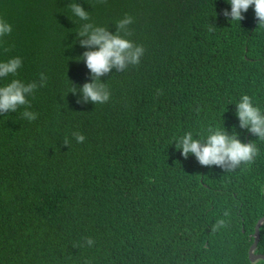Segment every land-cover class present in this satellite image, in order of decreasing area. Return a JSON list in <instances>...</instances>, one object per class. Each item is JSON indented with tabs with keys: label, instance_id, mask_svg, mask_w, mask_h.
<instances>
[{
	"label": "trees",
	"instance_id": "obj_1",
	"mask_svg": "<svg viewBox=\"0 0 264 264\" xmlns=\"http://www.w3.org/2000/svg\"><path fill=\"white\" fill-rule=\"evenodd\" d=\"M225 10L227 0H0L13 29L0 62L22 60L0 87L45 84L30 107L0 114V264H264L249 258L264 216V141L236 115L243 95L264 113V26L254 7L241 22ZM125 16L133 23L121 31ZM84 23L145 49L138 65L100 77L104 104L79 91L94 82ZM210 127L259 155L235 171L185 159L179 138L204 140ZM254 252L264 254V224Z\"/></svg>",
	"mask_w": 264,
	"mask_h": 264
},
{
	"label": "clouds",
	"instance_id": "obj_2",
	"mask_svg": "<svg viewBox=\"0 0 264 264\" xmlns=\"http://www.w3.org/2000/svg\"><path fill=\"white\" fill-rule=\"evenodd\" d=\"M100 2L104 3L105 0H100ZM227 2L231 6V11L225 10L223 12L226 19L231 22H241L245 19L243 14L247 13L249 8L254 7L258 27L264 26V0H227ZM69 7L81 21L90 20L89 13L79 4L72 3ZM132 23L133 18L125 16L123 20L117 22V28L124 31L126 26ZM12 31V26L0 19V38L10 35ZM78 35L87 37L80 41L82 47L96 49L85 52L81 57L94 81L93 83H85L79 90L83 93V102L86 103L90 100L94 104H104L109 101L110 92L103 84L99 83L100 77L110 73L113 68L123 71L128 65H138L145 49L143 46L135 45L119 33L113 35L104 27H93L92 23H84ZM126 35H131V32H126ZM21 66L22 60L19 57L0 62V78L15 76ZM40 79L46 81L43 73H41ZM43 86H45L44 83L39 85L36 82L25 84L18 79H13L6 86L0 87V114L15 113L21 106L30 107L27 97L32 95L38 87ZM71 93L76 94L77 88L73 87ZM77 103H82V101L77 100ZM236 109L239 127L264 141V113L259 107L254 106L252 98L243 95L236 104ZM22 116L30 121L37 118L36 114L28 111L27 108ZM74 135L78 143L85 141V137L79 132L74 133ZM68 143L66 139L65 144ZM177 148L185 159L191 154L201 166H217L226 171H235L242 164L250 165L259 155V149L255 143H243L235 132L229 135L227 131L211 127L208 129V135L204 140L194 139L191 132L185 133L179 138ZM229 214L228 211L224 212L225 216ZM224 225L223 219L218 220L213 226V232ZM93 243L94 241L88 238V244Z\"/></svg>",
	"mask_w": 264,
	"mask_h": 264
},
{
	"label": "water",
	"instance_id": "obj_3",
	"mask_svg": "<svg viewBox=\"0 0 264 264\" xmlns=\"http://www.w3.org/2000/svg\"><path fill=\"white\" fill-rule=\"evenodd\" d=\"M264 224V216L259 219L255 226V233H254V242L249 248V258L252 262H256L258 260L264 261V254H256L254 251L256 250L258 243L260 241V228Z\"/></svg>",
	"mask_w": 264,
	"mask_h": 264
}]
</instances>
